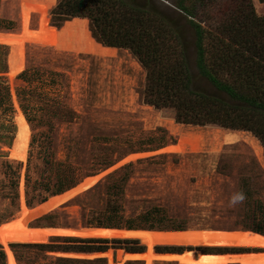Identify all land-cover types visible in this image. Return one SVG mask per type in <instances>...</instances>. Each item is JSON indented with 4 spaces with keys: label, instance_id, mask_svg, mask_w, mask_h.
<instances>
[{
    "label": "rangeland",
    "instance_id": "obj_1",
    "mask_svg": "<svg viewBox=\"0 0 264 264\" xmlns=\"http://www.w3.org/2000/svg\"><path fill=\"white\" fill-rule=\"evenodd\" d=\"M23 1L0 0L2 24L12 23L10 29L1 25L0 32L18 34L24 24L33 30L25 37L0 42V86L7 87L10 102V108H0V224L17 217L22 205L33 207L98 175L90 188L28 225L95 227L110 213L112 204L120 207L122 217L134 220L148 207H163L171 221L184 224L183 230L254 231L250 228L264 223V147L256 136L215 124L176 122L172 110L143 101L146 73L128 49L97 42L87 19L85 26H70L62 33L61 42H41L35 30L44 18L58 32L71 19L60 27L53 24L50 11L58 1L53 0L47 8L39 4L27 9L24 22ZM172 1L153 3L169 13ZM252 2L255 11L264 15V0ZM186 3L195 7L196 20L216 24L211 5L208 9L197 0ZM191 39L186 40L194 71ZM13 41L23 42L22 50ZM89 41L114 50L103 53L95 44L89 48ZM19 112L29 128L23 158L12 155ZM231 130L236 134L227 139ZM67 183L72 184L53 194ZM107 228L159 232L151 236L150 254L156 256L149 264H195L197 253L224 254L223 264H240L243 257L264 255V242L249 239L160 233L183 231L172 229ZM53 231L6 235L0 239V264H8L6 251L16 264H70L59 260L64 257H103L108 264L141 260L145 264L146 256L120 261L125 246L141 245L145 251L144 234L78 236L107 242H91L106 246L103 251L77 252L68 246L84 243L64 239L74 235ZM184 251L189 252L180 256Z\"/></svg>",
    "mask_w": 264,
    "mask_h": 264
},
{
    "label": "trees",
    "instance_id": "obj_2",
    "mask_svg": "<svg viewBox=\"0 0 264 264\" xmlns=\"http://www.w3.org/2000/svg\"><path fill=\"white\" fill-rule=\"evenodd\" d=\"M197 1L208 9L211 5L210 15L217 18L216 24L208 26L196 20L195 7L186 0L172 1L169 13L157 8L153 0H58L50 12L57 27L74 17L86 18L97 42L128 49L146 73L141 92L145 103L172 110L179 123L215 124L249 131L264 147V15L255 11L252 0ZM215 5L218 8L214 11ZM3 22L0 19V27H12L10 21ZM189 37L193 43L194 71L188 60ZM0 108H10L6 86H0ZM71 184H61L53 194ZM244 193L248 195V191ZM119 210L117 204H112L110 213L96 226L185 228L181 222L171 221L163 207L144 209L138 220L122 217ZM250 229L264 234V223ZM64 239L84 243L68 246L77 252L103 251L106 246H94L91 242H107L78 236ZM125 248L129 252L143 251L141 245ZM59 260L70 264H108L103 257ZM141 263V260L128 262Z\"/></svg>",
    "mask_w": 264,
    "mask_h": 264
},
{
    "label": "bare ground",
    "instance_id": "obj_3",
    "mask_svg": "<svg viewBox=\"0 0 264 264\" xmlns=\"http://www.w3.org/2000/svg\"><path fill=\"white\" fill-rule=\"evenodd\" d=\"M52 2H53V0H41V1H39V0H24L23 6H22V11H23L22 13H23L24 22L26 21L27 14L29 13V12H27V9L29 11L30 7H34V6L39 5V4H41V6H39V7L44 9V8L49 7ZM43 15H44V10L41 13L40 17H42ZM42 21L43 22H41L39 25L40 26L39 29L35 30V32L38 34L37 37L39 40H41V42L42 41H50L53 43V42L58 41V40L60 41V37H61L60 35H62V33L63 34L66 33L68 28L70 29V26H75L78 24H81L83 26L86 25V18L74 17L70 21L66 22L62 31L58 32L54 28L47 25L45 18ZM30 31H33V30H30L27 27V25L24 24L22 26L21 31L18 34L11 33V32H0V42H4V41L10 42V41H12L11 39H13L15 37H20V38L22 36L25 37L24 34H26L27 32H30ZM13 42L15 44L20 45V50H22V48H23L22 43L23 42H19V41H13ZM94 44L103 53H109L111 50H114V49L109 48V47L101 46L97 42H95V43L90 42L88 44V47L91 48ZM16 121H17L18 128H17V136H16V141H15V145H14L12 155L17 157V158H23L25 148H26V142H27V138H28L29 128H28L27 122L25 121L23 115L20 112L17 115ZM172 126H173V124H172ZM235 134H236V132H234L233 130L229 131V133L227 134V139L233 138L235 136ZM91 178L92 177H87L83 180V182H88V181L92 182L93 179H91ZM70 191L71 190H68L67 192H64L60 195L52 196V197L48 198L47 200H45L44 202L36 204L33 207H26V206L22 205L21 213L17 217L0 224V239L3 240L4 237H6V235L22 234V233H27V232L30 233V232H33L36 230H41V231L54 230L53 232H57V233H61V234H71L74 236L75 235L76 236H113V235L130 236L132 234L133 235L134 234H144L142 236H144V238L146 239L145 251L142 254L125 253L124 255L126 257H130V258L131 257H140V256L145 257L146 256L145 257L146 264H149L150 261L156 256V255L150 254V247H151L150 242L152 240L151 236L155 233L158 234L159 232L137 231V230L136 231L135 230H119V229L101 228V227H99V228H94V227L60 228L61 226L60 227H47V226L37 227V226L28 225V222L30 220H32L33 218L40 216V215H43L46 212H49L50 210L56 208L61 202L64 201L63 198L65 197V195L70 193ZM160 233L161 234H172L170 236L181 235V236H187V237H191V238L249 239V240L257 241L259 243L264 242V236L263 235L254 233V232L249 231V230H236V231H217L216 230L215 231V230H197V229L193 230V229H191V230L160 232ZM186 252H189V251L181 252L179 255L183 256ZM167 254L168 253H160V255H167ZM6 255H7L8 264H16L15 259L11 253L6 251ZM77 255H81V254L77 253ZM160 257H162V256H160ZM195 257H196L195 264H223L221 259H222V257H224V254L211 253V252L210 253H197V256H195ZM239 263L240 264H264V255H258V256H252V257H243L240 259ZM179 264H184V263L181 262ZM187 264H189V263H187Z\"/></svg>",
    "mask_w": 264,
    "mask_h": 264
},
{
    "label": "water",
    "instance_id": "obj_4",
    "mask_svg": "<svg viewBox=\"0 0 264 264\" xmlns=\"http://www.w3.org/2000/svg\"><path fill=\"white\" fill-rule=\"evenodd\" d=\"M15 72H17V68L16 69H14L13 70V73H15ZM92 177V176H91ZM97 177H99V175L98 176H95V177H93V181L92 182H90V181H88V182H81V183H79L76 187H74L73 189H71V191H70V193H68L67 195H65V197L63 198V200H66L67 198H69L70 196H72V195H75V194H77V193H79V192H81V191H84V190H86V189H88V188H90L97 180ZM91 183V184H90ZM88 227V226H87ZM90 227H93V226H90ZM94 228H99V226H95ZM102 228V227H101ZM103 228H105V227H103ZM107 228V227H106ZM252 232H254V231H252ZM254 233H257V234H260V235H263V234H261V233H258V232H254ZM264 236V235H263ZM144 251H142V252H127V251H125L124 252V254L125 253H131V254H142ZM126 258H128V257H125V255H123L120 259V261H124V260H126ZM132 258V257H131ZM134 259V258H133ZM144 262H145V264H146V261L144 260Z\"/></svg>",
    "mask_w": 264,
    "mask_h": 264
}]
</instances>
